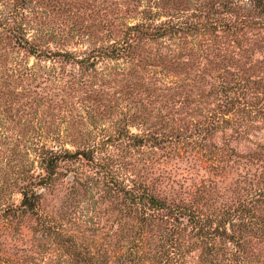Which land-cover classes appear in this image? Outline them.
<instances>
[{
  "label": "rangeland",
  "instance_id": "374dc122",
  "mask_svg": "<svg viewBox=\"0 0 264 264\" xmlns=\"http://www.w3.org/2000/svg\"><path fill=\"white\" fill-rule=\"evenodd\" d=\"M238 1L248 5V0ZM219 2L0 0V264L69 261L56 243L43 242L37 250L33 241L40 239L41 221L50 224L59 218L71 186L80 188L78 181L89 186L77 194L66 230L77 242L91 243V251L94 241L104 242L117 231V212L110 210L102 184L90 186L101 168L85 158L64 157L66 151L75 153L95 143L98 160L127 186L143 183L155 192L169 194L172 189L191 200L193 195L203 197L214 202L208 211L224 210L230 202L254 204L255 218L264 221V30L244 32L241 48L247 52L231 43L218 47L222 40L208 47L205 37L192 33L139 42L141 49L129 56L124 52L117 60L100 56L124 38L128 26L146 22L150 11L157 14L153 24L195 23L216 11ZM219 52L240 59L241 69L228 62L209 64L219 62ZM146 55L171 57L180 66L168 70L169 63L149 60L153 63L143 68L139 62ZM86 58L87 65L79 63ZM250 67L253 72L245 73ZM247 77V88L255 92L247 95L253 110L242 112L241 121L230 116L229 123L217 124L205 136L197 134L196 124L204 123L199 120L218 110L224 99L245 98ZM194 90L203 94L201 103L182 108L176 99L182 101ZM171 128L181 129V137L160 148L151 143L134 148L117 140L127 133L142 136ZM41 154L60 157L53 186H36L46 176ZM104 175L96 177L102 181ZM31 183L42 197L39 219L27 214L5 222L4 210L19 205L23 187ZM253 223L261 228L259 221ZM249 248L247 264H264V243L253 242ZM199 255L193 251L186 264H201Z\"/></svg>",
  "mask_w": 264,
  "mask_h": 264
},
{
  "label": "trees",
  "instance_id": "16d2710c",
  "mask_svg": "<svg viewBox=\"0 0 264 264\" xmlns=\"http://www.w3.org/2000/svg\"><path fill=\"white\" fill-rule=\"evenodd\" d=\"M148 14L146 22L128 26L124 38L112 43L108 47V52H101L100 56L103 54L104 57L117 60L124 52L128 56L135 53L136 49H141L144 46L141 44L157 42L177 34L181 35V38H186L192 33L205 37L204 42L208 47L212 48L216 46L215 43H219L218 40H222L227 43L221 41L222 46L218 44V47L224 45L229 47L234 44L241 52H247L241 48L246 38L244 32L256 28L264 30V0H248L247 6H243L242 2H235V0H221L217 4L216 11L208 12L200 22L187 24L184 22L153 24L157 14L152 11ZM139 42L141 44H138ZM219 50L222 51V48ZM31 53L36 54L33 49ZM139 53L136 54L138 57ZM62 55L72 57L68 53L55 54V56ZM217 55H219L217 56L220 59L219 62L210 60L209 64L220 66V61L228 62L236 67L239 65L241 69L240 59L237 60L232 55L227 57L220 52ZM173 59L165 56L163 59H158L157 55L153 58L146 55L142 57L139 64L145 68L146 64L153 63L149 60L154 63L165 61L170 64L168 70H176L180 66V62L178 60V62L172 63ZM89 61L90 58H86L79 63L87 65ZM249 72H253V67L245 71V73ZM243 80L246 82L244 88H247L250 85V78L247 77ZM148 88L145 86L144 89ZM251 89L247 88L242 91V96L245 95L246 99L244 96L224 99L218 110L209 112L207 119L199 120L204 123L203 125L196 124L197 134L205 136L210 129L218 127L217 124L229 123L230 120H227V117L230 116L238 115L236 121L245 119V116L241 118L239 115L242 112L247 113L249 110H253V101H249L247 98V95L255 93ZM194 91L196 92V90ZM230 91L233 89L231 88ZM201 94L193 91L187 92L182 97V101L176 99V102L180 103L182 108L196 106L201 103L203 95ZM197 112L195 110V113ZM180 135H182L181 129L171 128L169 132L158 131L142 134V136L128 135L127 133L123 138L117 140L134 148L145 146L147 143H151L155 148H160L163 143L171 142L174 138L178 139L181 137ZM99 149V143H95L85 149L77 150L75 153L66 151L67 154L64 157L85 158L95 167L101 168L102 171L96 172L95 176L91 178L93 182L90 186L102 184L103 191L111 203L110 210L117 212L115 220L117 231L104 242L94 241L96 248L91 251V243L77 242L75 235L66 230V218H69L73 213L75 208L73 202L76 200L77 194L89 186L87 182L78 181L80 188L71 186V197L68 196L69 199L63 202L59 218L50 224L41 221L37 228L40 239L33 241L37 250L41 249L43 242H47L49 245L56 243L60 253H65V257L69 260L67 262L59 260L60 263L56 262V264H186L188 257L196 250L200 252L198 257L201 264H247L244 255L248 253L252 243H264V221L255 218L254 204L230 202L226 204L228 208L224 210L208 211L207 207L213 206L214 202L209 204L203 197L199 198L193 195L191 200L186 196L187 193H173L172 189L169 194H165L161 189H156L158 192H155L143 183L135 182L133 185L127 186L125 181L121 180V175L116 174L115 170L112 173L113 169L106 168L104 162L98 160ZM40 158L45 165L46 176L40 178V182L36 186H53L60 157L41 154ZM109 162L111 165L112 158H109ZM111 167L113 166L111 165ZM101 173L105 174L103 182L96 177ZM34 185L31 183L23 187L22 200L19 205L8 206L4 210L2 217L5 222L8 223L9 219H12L11 222L20 220L27 214L29 216L36 215L37 220L39 219L42 197L36 192ZM202 201L205 202L200 205ZM184 219L187 220V223L184 222ZM253 221H259L261 228L256 227ZM98 243L100 244L98 245ZM30 252L36 253L34 249H30ZM29 257L31 261L35 260L33 253Z\"/></svg>",
  "mask_w": 264,
  "mask_h": 264
}]
</instances>
